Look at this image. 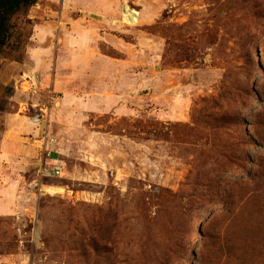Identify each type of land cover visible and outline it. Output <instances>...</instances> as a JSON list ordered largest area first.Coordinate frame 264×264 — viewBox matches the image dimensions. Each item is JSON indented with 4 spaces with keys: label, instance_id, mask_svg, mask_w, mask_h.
I'll return each mask as SVG.
<instances>
[{
    "label": "rangeland",
    "instance_id": "rangeland-1",
    "mask_svg": "<svg viewBox=\"0 0 264 264\" xmlns=\"http://www.w3.org/2000/svg\"><path fill=\"white\" fill-rule=\"evenodd\" d=\"M12 24L0 264H264V0H37Z\"/></svg>",
    "mask_w": 264,
    "mask_h": 264
},
{
    "label": "crops",
    "instance_id": "crops-1",
    "mask_svg": "<svg viewBox=\"0 0 264 264\" xmlns=\"http://www.w3.org/2000/svg\"><path fill=\"white\" fill-rule=\"evenodd\" d=\"M34 38V35L32 36ZM37 41V40H36ZM36 49L27 50V54L32 58L35 59L34 63L37 65L38 60H42V56L35 57L33 56V52ZM20 78L26 76V72L23 71L19 74ZM5 111H1L4 114V129L0 131V163H15L21 162L25 160V152L26 146L20 140L19 134H17L16 128L18 126V122L16 123L10 117L11 114L4 113ZM3 166V165H1ZM3 195L0 196V200L3 199Z\"/></svg>",
    "mask_w": 264,
    "mask_h": 264
},
{
    "label": "trees",
    "instance_id": "trees-1",
    "mask_svg": "<svg viewBox=\"0 0 264 264\" xmlns=\"http://www.w3.org/2000/svg\"><path fill=\"white\" fill-rule=\"evenodd\" d=\"M37 0H0V50L9 45L14 37L13 17L28 10Z\"/></svg>",
    "mask_w": 264,
    "mask_h": 264
},
{
    "label": "built area",
    "instance_id": "built-area-1",
    "mask_svg": "<svg viewBox=\"0 0 264 264\" xmlns=\"http://www.w3.org/2000/svg\"><path fill=\"white\" fill-rule=\"evenodd\" d=\"M53 172H54V174H58L59 173V171L57 169H55Z\"/></svg>",
    "mask_w": 264,
    "mask_h": 264
}]
</instances>
